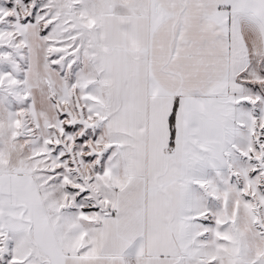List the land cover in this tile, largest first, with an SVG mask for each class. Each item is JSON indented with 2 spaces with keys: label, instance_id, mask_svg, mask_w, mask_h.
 <instances>
[{
  "label": "snow or ice",
  "instance_id": "1",
  "mask_svg": "<svg viewBox=\"0 0 264 264\" xmlns=\"http://www.w3.org/2000/svg\"><path fill=\"white\" fill-rule=\"evenodd\" d=\"M0 264H264V0H0Z\"/></svg>",
  "mask_w": 264,
  "mask_h": 264
}]
</instances>
